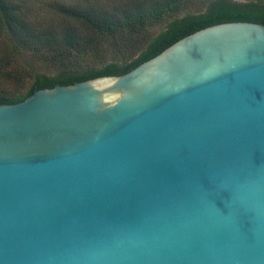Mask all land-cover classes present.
<instances>
[{
  "label": "water",
  "instance_id": "water-1",
  "mask_svg": "<svg viewBox=\"0 0 264 264\" xmlns=\"http://www.w3.org/2000/svg\"><path fill=\"white\" fill-rule=\"evenodd\" d=\"M0 264H264V26L1 104Z\"/></svg>",
  "mask_w": 264,
  "mask_h": 264
},
{
  "label": "rangeland",
  "instance_id": "rangeland-1",
  "mask_svg": "<svg viewBox=\"0 0 264 264\" xmlns=\"http://www.w3.org/2000/svg\"><path fill=\"white\" fill-rule=\"evenodd\" d=\"M30 22L38 41L26 47L0 31V96L16 98L25 94L37 74L54 77L60 73H84L106 63H127L136 58L149 41L169 23L166 17L151 21L141 29H122L111 34L95 31L80 19L63 15V5L75 7L96 19H122L148 12L165 0H12ZM187 12L200 14L216 0H182ZM246 4L264 0H229ZM181 14V16H183ZM71 35L76 51L61 44ZM47 38L52 44L42 45ZM37 46V48H32Z\"/></svg>",
  "mask_w": 264,
  "mask_h": 264
},
{
  "label": "trees",
  "instance_id": "trees-1",
  "mask_svg": "<svg viewBox=\"0 0 264 264\" xmlns=\"http://www.w3.org/2000/svg\"><path fill=\"white\" fill-rule=\"evenodd\" d=\"M63 15L80 19L85 24L91 26L100 33L111 34L118 30L127 29L130 31L141 29L151 21L166 17L169 23L165 29L153 37L140 54L133 60L118 64L106 63L98 69L84 73L64 72L54 77L37 74L29 90L16 98H5L0 96L1 104H15L22 102L35 90L51 89L56 85L68 86L74 83L83 82L98 77H118L122 76L140 64L154 58L163 50L179 41L180 39L193 34L204 28L233 22H247L264 26V1L250 2L246 4L234 3L229 0H216L211 2L206 10L200 14L187 12L182 0H165L163 3L153 7L148 12L130 15L122 19H96L91 15L78 11L75 7L63 5ZM181 16V14H183ZM26 17L20 12L12 0H0V31L6 32L20 45L31 47L36 44L34 34ZM42 45L48 47L52 43L44 38ZM61 44L67 49H77L78 42L71 36H64ZM37 48V46L32 47Z\"/></svg>",
  "mask_w": 264,
  "mask_h": 264
},
{
  "label": "clouds",
  "instance_id": "clouds-1",
  "mask_svg": "<svg viewBox=\"0 0 264 264\" xmlns=\"http://www.w3.org/2000/svg\"><path fill=\"white\" fill-rule=\"evenodd\" d=\"M106 99H107V100H111V101L115 102V100H116V97H106Z\"/></svg>",
  "mask_w": 264,
  "mask_h": 264
}]
</instances>
